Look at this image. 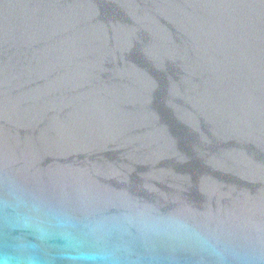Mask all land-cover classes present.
<instances>
[{
  "label": "water",
  "instance_id": "95a60500",
  "mask_svg": "<svg viewBox=\"0 0 264 264\" xmlns=\"http://www.w3.org/2000/svg\"><path fill=\"white\" fill-rule=\"evenodd\" d=\"M264 264V0H0V255Z\"/></svg>",
  "mask_w": 264,
  "mask_h": 264
},
{
  "label": "clouds",
  "instance_id": "9594fccd",
  "mask_svg": "<svg viewBox=\"0 0 264 264\" xmlns=\"http://www.w3.org/2000/svg\"><path fill=\"white\" fill-rule=\"evenodd\" d=\"M71 258L75 264H103L105 253L74 250ZM0 264H40V261L28 244L17 242L13 253L0 255Z\"/></svg>",
  "mask_w": 264,
  "mask_h": 264
}]
</instances>
